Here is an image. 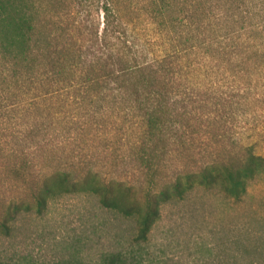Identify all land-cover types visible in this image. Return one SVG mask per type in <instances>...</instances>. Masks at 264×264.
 <instances>
[{"label": "trees", "instance_id": "1", "mask_svg": "<svg viewBox=\"0 0 264 264\" xmlns=\"http://www.w3.org/2000/svg\"><path fill=\"white\" fill-rule=\"evenodd\" d=\"M261 81L264 0H0V189L17 192L0 204V239L83 194L136 227V250L98 264H144L164 207L195 191L241 202L264 175V157L237 139L222 158L167 172L175 152L190 156L193 119L214 130L248 115ZM96 141L137 178H105L87 158ZM249 225L213 264H264V229Z\"/></svg>", "mask_w": 264, "mask_h": 264}, {"label": "rangeland", "instance_id": "2", "mask_svg": "<svg viewBox=\"0 0 264 264\" xmlns=\"http://www.w3.org/2000/svg\"><path fill=\"white\" fill-rule=\"evenodd\" d=\"M262 91V100L253 111L238 119L229 116L218 129L207 125L208 115L193 119L194 127L186 143L190 156L181 159L175 152L168 174L176 167L196 169L206 161L222 158L234 150L235 139L241 145L253 146L254 152L264 157V87ZM222 133H226L222 143L226 151L214 137ZM93 145L87 158L98 160L99 171L105 178H137L136 172L122 160L123 151L114 159L105 155L98 141ZM3 185L0 204L17 194L11 186ZM244 223L252 229H264V175L249 185L241 202L195 191L184 202L164 207L161 219L142 248L144 264H213L222 256V243L232 242L237 228ZM135 232L133 222L100 209L95 198L69 195L50 202L43 216L23 218L11 236L1 238L0 264H53L64 259L98 264L103 253L136 250L132 247Z\"/></svg>", "mask_w": 264, "mask_h": 264}]
</instances>
